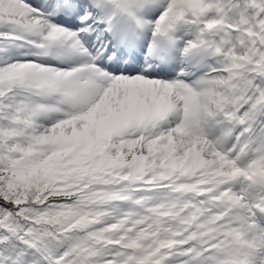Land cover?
I'll return each instance as SVG.
<instances>
[{"label":"snow or ice","instance_id":"6c2138e0","mask_svg":"<svg viewBox=\"0 0 264 264\" xmlns=\"http://www.w3.org/2000/svg\"><path fill=\"white\" fill-rule=\"evenodd\" d=\"M0 264H264V0H0Z\"/></svg>","mask_w":264,"mask_h":264}]
</instances>
